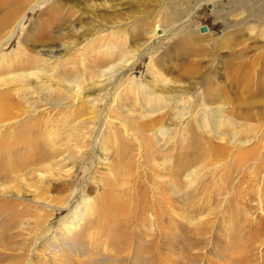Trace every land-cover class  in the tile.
I'll return each instance as SVG.
<instances>
[{
  "label": "rangeland",
  "instance_id": "obj_1",
  "mask_svg": "<svg viewBox=\"0 0 264 264\" xmlns=\"http://www.w3.org/2000/svg\"><path fill=\"white\" fill-rule=\"evenodd\" d=\"M24 12L0 25V264H264V0H0ZM48 132L50 165L20 164Z\"/></svg>",
  "mask_w": 264,
  "mask_h": 264
},
{
  "label": "bare ground",
  "instance_id": "obj_2",
  "mask_svg": "<svg viewBox=\"0 0 264 264\" xmlns=\"http://www.w3.org/2000/svg\"><path fill=\"white\" fill-rule=\"evenodd\" d=\"M87 4H88V2H86ZM34 4V3H33ZM33 4H31V5H29L28 6V9L26 10V12L28 11V10H31V9H33ZM85 4V3H84ZM57 6V5H56ZM90 5L88 4L87 5V7H89ZM26 12H24L23 14H21L20 16H17V14L14 16V15H7L6 14V18H4V20H1L0 21V25H7V24H10L11 22L13 23V24H11V29L9 28V30H8V32H7V36H6V38H5V40H6V42L7 41H9V39H11L14 35H15V33L17 32V28L19 27V25H20V23H21V21H22V19H23V17H24V15H25V13ZM107 16H108V18L107 19H112L113 17H115L114 16V14L113 13H108V14H106ZM106 16V17H107ZM101 17H102V15H101ZM3 19V18H2ZM103 19V18H102ZM7 23V24H6ZM5 32V33H6ZM115 47L114 46H112L111 48H109V51H111V50H113ZM143 49V48H142ZM146 51V49L145 50H143V51H141L140 53H139V55H138V57H136L137 59L136 60H138V58L142 55V53L143 52H145ZM110 53H112V52H110ZM122 53H125V52H123L122 51ZM138 53V52H137ZM132 54V53H131ZM108 55H110V54H108ZM29 57V56H28ZM129 57V56H128ZM130 57H132V55L130 56ZM127 58L126 56L125 57H123V59H122V62L120 61L121 59H119V62H121V63H123L122 64V66H124V65H128V63L130 62L129 60L130 59H132V58ZM27 58V57H26ZM29 59H30V57H29ZM33 59V58H32ZM32 59H30V60H32ZM36 60H37V58H35ZM34 60V59H33ZM35 60V62H37ZM22 63V62H21ZM26 63V62H25ZM117 63V61H115L113 64L115 65ZM36 64V63H35ZM113 64H111V65H109L106 69L107 70H109V68H111V66H113ZM120 64V63H119ZM30 65V64H29ZM33 66V65H32ZM120 67V66H119ZM32 69V68H31ZM106 69H104L103 70V72L101 71V73L100 72H97V74H99V75H102L105 71H106ZM22 72V71H21ZM20 71H18V76H20V77H18V78H15V79H23V80H25L24 78L25 77H27V76H31V77H34V78H36L37 77V73H41V72H43V71H41V69L40 70H37V68H34L33 70H29V72H22L21 73ZM108 72H110V71H108ZM113 72H115V71H113ZM13 74L15 75V72H13ZM42 74V73H41ZM44 74V73H43ZM24 75V76H23ZM104 75V74H103ZM113 74L111 73V75L109 76V77H111ZM14 77V76H13ZM39 77V76H38ZM112 78V77H111ZM14 79V80H15ZM28 79V78H27ZM14 80H12V81H14ZM16 81V80H15ZM21 82V81H20ZM75 82V81H74ZM26 83V82H25ZM28 83V82H27ZM76 86H78V83H75V87ZM78 87H76V89H77ZM112 88V87H111ZM43 91V90H42ZM44 92L46 93V90H44ZM44 92H42V94L44 93ZM113 94V93H112ZM43 96H45V95H43ZM45 103H50V101H48V102H45ZM1 105V104H0ZM60 105V104H59ZM0 110H3V109H0ZM104 115V114H103ZM102 117V116H101ZM149 123V122H148ZM150 123H151V121H150ZM149 123V124H150ZM144 124V123H143ZM147 124V123H146ZM157 130L158 131H161L162 132V127L161 128H157ZM42 131V130H41ZM49 131V130H48ZM43 132V131H42ZM44 133V132H43ZM40 134V133H39ZM46 134V136H45V138L43 137V143L41 144V146L39 145V144H37V145H39V147H41V150L43 151V152H40V151H38V154L36 153V151H35V153H34V150L33 149H35L36 148V146H34V142H37L38 141V138L37 139H34V140H31V139H29L28 140V138H27V136H22V137H20L19 139H18V141H19V143L18 142H16L15 144H19L21 147H25L26 149H27V151H26V153H25V157L24 158H22V161H21V163L20 164H22L23 162H28V163H32L33 165H41L40 167H42L44 164L45 165H50V161H48V159H50V156H52V149H51V147H49V145L51 146L54 142H53V138H51V137H53V136H51L50 137V135H51V132L49 133L48 132V134L47 133H45ZM53 134H54V132H53ZM44 136V135H43ZM115 136V135H114ZM36 138V137H35ZM98 136H96V135H94L93 136V142H92V145H93V147L95 148L96 147V149L98 150ZM39 142H41V141H39ZM12 146V145H11ZM14 146V145H13ZM3 148V147H2ZM2 148H1V150H2ZM24 148V149H25ZM38 148V147H37ZM7 149H9V146H4V149L2 150V154H3V156H5V157H7L8 156V153H7ZM0 150V151H1ZM5 150H6V152H5ZM9 151V150H8ZM3 152H5V153H3ZM0 156H1V154H0ZM4 157V158H5ZM14 157V156H13ZM57 160V159H56ZM8 162H9V160H8ZM44 165V166H45ZM25 166V165H24ZM46 167V166H45ZM33 168V167H32ZM25 169V168H24ZM38 169V168H37ZM16 170V169H15ZM32 170H34V168L32 169ZM33 172V171H32ZM23 176V175H22ZM111 186V185H110ZM112 186H113V184H112ZM111 186V187H112ZM113 188V187H112ZM109 190V189H108ZM110 190H111V188H110ZM109 190V191H110ZM112 191V190H111ZM110 191V192H111ZM108 192V191H107ZM106 192V193H107ZM75 195V194H74ZM112 196V195H111ZM109 197V196H108ZM104 198V197H103ZM72 199H73V197H72ZM113 199V198H112ZM40 200V199H39ZM76 200H77V198L74 200V202L72 203V204H70V206H69V214L67 215V221L66 222H63V226L65 227V228H74V227H70V226H72V223H71V220H70V218L73 216V215H75L74 213L76 212V208H75V203H76ZM106 198L104 199V202H105V206L104 207H102V209H103V211H102V213H103V215H100V216H102L101 218H103V217H105V218H103V219H106V218H108V219H112L113 218V215H114V213L117 211V209H119L120 208V206H122L121 205V203L119 202V201H115V200H113V201H110V200H106ZM39 203H40V201H38ZM91 202V201H90ZM70 203V202H69ZM89 203V202H88ZM87 203V206L86 207H88L89 206V204ZM50 204V203H49ZM58 204V203H57ZM61 204V203H60ZM59 204V205H60ZM65 204V203H64ZM103 206V205H102ZM93 207V206H92ZM62 208V207H61ZM88 209V208H87ZM121 209H123V208H121ZM53 210V209H52ZM89 210H92V208L91 207H89ZM119 211H120V209H119ZM85 213H87V210H86V212ZM90 213V212H89ZM83 214V213H82ZM101 214V213H100ZM85 215V214H84ZM87 215V217H88V214H86ZM86 217V218H87ZM81 219V218H80ZM89 219V218H88ZM85 220V219H84ZM83 221V220H82ZM89 221V220H88ZM104 222H109V221H106V220H103ZM68 222V223H67ZM111 226L112 225V222H109V223H105L104 224V226ZM109 235H111V234H109ZM113 239V238H112ZM63 240V239H62ZM79 264H83V262L81 263V262H79Z\"/></svg>",
  "mask_w": 264,
  "mask_h": 264
}]
</instances>
